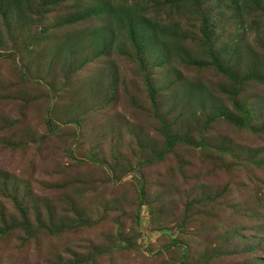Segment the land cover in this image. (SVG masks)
<instances>
[{
	"label": "rangeland",
	"instance_id": "374dc122",
	"mask_svg": "<svg viewBox=\"0 0 264 264\" xmlns=\"http://www.w3.org/2000/svg\"><path fill=\"white\" fill-rule=\"evenodd\" d=\"M41 1L0 0V264H264V13L198 0L216 49L195 0H131L184 29L161 63L103 0Z\"/></svg>",
	"mask_w": 264,
	"mask_h": 264
},
{
	"label": "trees",
	"instance_id": "16d2710c",
	"mask_svg": "<svg viewBox=\"0 0 264 264\" xmlns=\"http://www.w3.org/2000/svg\"><path fill=\"white\" fill-rule=\"evenodd\" d=\"M63 1L64 0H42L41 2L46 7L55 6ZM182 1L183 0H172L170 3L179 11V5ZM195 2H197V5H195L198 10V15L195 21H198V23L193 22V24L200 25L205 41L210 42L214 48L218 49L219 45H215L216 40H214L217 39V24L213 22V19L216 17H211L212 12L209 11L207 7L203 11L198 4V0H195ZM231 3L242 10H261L264 13V0H231ZM23 8V1L18 2L16 5L14 4V11H18L19 16L26 15V11H24ZM104 11H106V13L110 11L111 14L109 15V21L113 22L114 25L117 23L123 25L127 29L129 39L140 47L139 52H141L142 49L146 54L152 52L156 49H152L151 45H155L157 50H159L158 57L161 60V63L167 62L173 55L178 56L179 52L187 54L191 51L188 45L187 36L180 23L171 22L167 19L159 20L157 17L151 18L147 14L141 12L139 5L131 2V0H128L127 2H119L117 4H113V0H103L98 6H96L94 13L100 14ZM140 43L145 44V47L140 46ZM231 45V42H229L221 47L220 51L229 55L228 50L231 48ZM139 60L142 64H145L143 68L145 69L146 87L151 95L156 94L157 89L155 88V78L149 73L145 59L141 57ZM229 61L232 64L231 68L227 66L223 60L220 61L217 55L213 56V63L215 64L216 69L235 80L232 69L236 64V60L229 55ZM254 78L259 81H264V75L261 76L259 72ZM248 79L250 78H242L240 83L244 84ZM235 109L240 112L238 119L233 118V116L228 113L222 114V116L237 127L247 128L251 122L250 120L253 119L251 110L239 108L237 105H235ZM176 139L180 140V138ZM8 231L9 229H1L0 233L6 234Z\"/></svg>",
	"mask_w": 264,
	"mask_h": 264
}]
</instances>
